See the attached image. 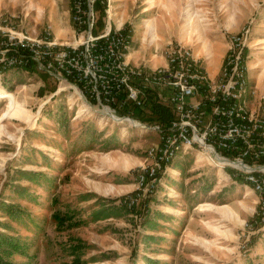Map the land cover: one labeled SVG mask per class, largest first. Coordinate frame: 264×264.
I'll return each mask as SVG.
<instances>
[{"label": "rangeland", "instance_id": "rangeland-1", "mask_svg": "<svg viewBox=\"0 0 264 264\" xmlns=\"http://www.w3.org/2000/svg\"><path fill=\"white\" fill-rule=\"evenodd\" d=\"M108 2L111 28L129 31L125 61L145 74L179 43L215 80L228 37L248 29V107L264 97V0ZM95 10L94 35L105 20ZM70 16L69 0H0V28L48 30L56 48L75 44ZM68 83L34 65L0 72V264H264L260 198L243 174L191 150L151 189L140 185L158 145L152 105L99 108Z\"/></svg>", "mask_w": 264, "mask_h": 264}, {"label": "built area", "instance_id": "built-area-1", "mask_svg": "<svg viewBox=\"0 0 264 264\" xmlns=\"http://www.w3.org/2000/svg\"><path fill=\"white\" fill-rule=\"evenodd\" d=\"M69 3L75 44L65 47L69 49L56 48L48 30L28 38L0 28V72L34 65L53 81H69L86 104L92 102L99 108L114 103L122 108L125 102L140 110L151 105L167 108L172 118L148 127L156 134L158 145L146 151L150 164L139 173V184L151 189L159 182L157 175L178 153L196 151L221 169L230 167L243 174V183L260 198L256 219L264 225V166L255 164L264 158V97L258 98L253 109L248 107L251 92L244 62L248 29L228 37L215 80L208 78L191 50L179 43L167 46L162 67L145 74L125 61L129 31L111 28L108 0ZM98 4L103 6L105 20L94 35Z\"/></svg>", "mask_w": 264, "mask_h": 264}, {"label": "crops", "instance_id": "crops-1", "mask_svg": "<svg viewBox=\"0 0 264 264\" xmlns=\"http://www.w3.org/2000/svg\"><path fill=\"white\" fill-rule=\"evenodd\" d=\"M67 6H66V11H65V18L63 17V22H62V24L63 25H67V27L69 28L70 26H69V16H68V13H67ZM54 27H55V29H56V26L54 25L53 26V29H54ZM58 28V27H57ZM220 63H221V60L219 61V63L216 65V67H215V70H214V72H215V74L214 75H216L217 74V72H218V68H219V66H220ZM179 154V153H178ZM178 154L176 155V158H177V156H178ZM181 154V153H180ZM175 168H176V171L175 170H173V168H171L170 169V172L171 173H173V174H175V175H173V179L174 178H178V176H180V174H181V169H180V167H176L175 166ZM231 183H233V181H231ZM170 217V216H169Z\"/></svg>", "mask_w": 264, "mask_h": 264}, {"label": "trees", "instance_id": "trees-1", "mask_svg": "<svg viewBox=\"0 0 264 264\" xmlns=\"http://www.w3.org/2000/svg\"><path fill=\"white\" fill-rule=\"evenodd\" d=\"M150 110L151 114L155 115L157 117L156 119L161 122L160 124L167 122V120L169 119V114L167 113V111L160 106L152 105Z\"/></svg>", "mask_w": 264, "mask_h": 264}]
</instances>
